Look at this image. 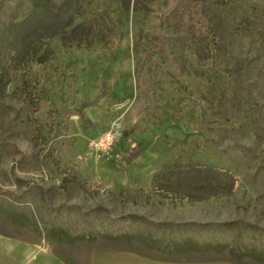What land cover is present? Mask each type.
<instances>
[{
  "label": "rangeland",
  "instance_id": "rangeland-1",
  "mask_svg": "<svg viewBox=\"0 0 264 264\" xmlns=\"http://www.w3.org/2000/svg\"><path fill=\"white\" fill-rule=\"evenodd\" d=\"M70 2L93 41L47 38L37 63L17 58L7 34L30 0H0V264H88L93 248L138 246L107 235L157 221L173 237L225 245L219 264H235L229 247L264 248V0L45 8ZM107 130L113 145L91 148ZM165 164L177 167L156 194L151 176ZM184 166L212 167L218 193ZM50 228L82 238H47Z\"/></svg>",
  "mask_w": 264,
  "mask_h": 264
},
{
  "label": "trees",
  "instance_id": "trees-1",
  "mask_svg": "<svg viewBox=\"0 0 264 264\" xmlns=\"http://www.w3.org/2000/svg\"><path fill=\"white\" fill-rule=\"evenodd\" d=\"M51 0H30L31 10L24 19L19 22H13L8 27V36L11 37L12 41L18 38L19 46L16 50L15 56L25 60H35L37 63L44 62L50 55V50L48 48L43 49L40 52L38 47L44 42L45 39L54 36H59L61 43L65 47H81L83 45L90 44L94 39V26L91 23L86 22H75L78 16V4L75 6L71 2L68 4L67 8L64 9L63 5L56 7V9L48 10L45 7L49 6ZM172 3L175 0H171ZM30 58V59H29ZM104 93L98 94L93 100H84L81 104L83 106L94 105L98 102L104 95L107 94L106 90ZM80 108V109H81ZM80 115L82 116L81 112ZM139 154L137 147L131 148L128 153L123 158L125 163H130ZM175 164V163H174ZM174 164H165L161 169L155 172L152 176V185L154 189L158 191L166 190L167 186L164 183H160L166 176H171L168 173L169 170L176 168ZM165 170V171H162ZM184 172H190L194 175H201L203 180L207 181L206 186L211 188L215 194L218 193L219 189H216V185H212L208 180L213 179L214 174H218L214 171L212 167H196V166H184ZM181 172V171H180ZM203 173V174H202ZM208 175H210L208 177ZM174 176V175H173ZM67 231L61 228H50L47 231V238H63V240H78L82 238L78 237H68ZM93 236V235H92ZM104 238L108 237L110 239H125L126 241H135L142 247H152L155 246L160 250H168L169 255L179 256L182 254L195 255V258H200L199 254L208 255L210 260H214L217 255L225 250V245L214 244L210 241L198 242L192 240L191 238L180 239L177 242L164 241L162 239L156 240L150 235H145L141 232L132 233H122L116 235H101ZM106 236V237H105ZM94 237V236H93ZM62 240V239H61ZM229 260L235 264H239L243 259L249 258L255 262L264 261V248H248L246 250H241L240 248L229 247L228 250ZM213 255V256H212ZM192 258V260H198ZM214 258V259H213Z\"/></svg>",
  "mask_w": 264,
  "mask_h": 264
},
{
  "label": "crops",
  "instance_id": "crops-1",
  "mask_svg": "<svg viewBox=\"0 0 264 264\" xmlns=\"http://www.w3.org/2000/svg\"><path fill=\"white\" fill-rule=\"evenodd\" d=\"M151 185H152V176H151ZM152 191L156 194H159L161 192L154 189L153 186H152ZM135 218H136L135 216H131L129 220L132 221L136 220ZM158 222L161 221H157L156 223H154V225L152 224L153 226L152 225L142 226L141 224L140 226H142L143 228L138 229L135 232L138 231L145 235H150L154 237L156 240L162 239L165 242L166 241L177 242L180 239L191 238L190 236L173 237L171 234L172 231L168 227V225H164L163 223H158ZM165 228H169L168 231L165 230ZM198 242H204V241L198 240ZM134 243L138 244L135 241ZM167 253H169V251L165 249L160 250L155 246H152L150 248L147 246L139 247V244L137 247L132 245L125 247L93 248L89 253L88 264H219L218 262L221 261L220 259H218L221 257L218 256L216 259L213 258L214 260H210L211 258H209L208 255L205 256L204 254H199V256L201 257L195 258V255L193 254H191L190 256H188L187 254L172 256ZM192 258L198 260H194V259L192 260Z\"/></svg>",
  "mask_w": 264,
  "mask_h": 264
},
{
  "label": "built area",
  "instance_id": "built-area-1",
  "mask_svg": "<svg viewBox=\"0 0 264 264\" xmlns=\"http://www.w3.org/2000/svg\"><path fill=\"white\" fill-rule=\"evenodd\" d=\"M115 137L112 131L107 130L101 133L94 141L91 143V148L97 151H105L109 149L114 143Z\"/></svg>",
  "mask_w": 264,
  "mask_h": 264
}]
</instances>
